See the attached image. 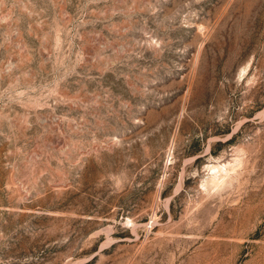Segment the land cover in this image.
<instances>
[{
	"label": "rangeland",
	"instance_id": "obj_1",
	"mask_svg": "<svg viewBox=\"0 0 264 264\" xmlns=\"http://www.w3.org/2000/svg\"><path fill=\"white\" fill-rule=\"evenodd\" d=\"M0 264H264V0H0Z\"/></svg>",
	"mask_w": 264,
	"mask_h": 264
}]
</instances>
